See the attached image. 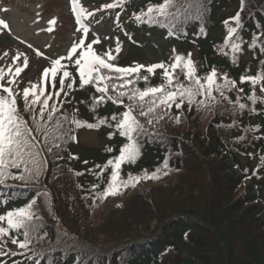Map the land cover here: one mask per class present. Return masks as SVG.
Wrapping results in <instances>:
<instances>
[{
	"label": "trees",
	"instance_id": "1",
	"mask_svg": "<svg viewBox=\"0 0 264 264\" xmlns=\"http://www.w3.org/2000/svg\"><path fill=\"white\" fill-rule=\"evenodd\" d=\"M152 1L136 0L139 4L134 7H145ZM174 6L170 11L176 13L175 18L169 17L164 26L159 25L166 30L168 43L164 49H175V54L186 58L191 54L198 76L204 77L214 68L221 77L218 84H224L222 77L226 75L236 82L235 86L224 88L223 96L213 92L215 99L197 96L196 100H204V105H185L179 111L173 106L163 119L137 114L147 131L139 138L138 159L122 165L121 175L142 177L144 182L139 187L143 188H121L117 197L123 202L102 216L104 221L110 212L123 213L115 225L116 236L105 232L104 226L95 228L99 225L96 214L107 205V199H98L96 193L104 188L111 174L105 168L98 176L101 170L97 166L119 155L126 142L118 133L109 138V133L116 132L111 116L121 113L131 101L124 97V105H117L105 98L97 104L100 94L91 86L81 89L76 81L60 105L56 104L60 111L48 120L38 115L33 119L23 111L18 97L22 115L29 127L36 129L32 150L38 153L41 166L38 174L31 164V171L24 165L9 168L10 175L3 177L0 216L29 205L33 213L32 219L26 221L27 229H9L7 235H0L3 249L8 247V239L28 231L25 238L40 235L46 239L42 245H31L30 251L37 248L36 255L26 256L36 264H264V80L256 85L240 82L241 76L264 74V0H244L243 6L242 0H175ZM228 10L233 11L228 14ZM125 11L129 15V6ZM237 12L240 27L233 40L241 44V51L233 53L231 41L225 44V21H229L228 27H236L230 18ZM185 48L188 50L184 52ZM181 81L189 83L183 76ZM161 82L150 77L148 82L138 81L135 87L143 89ZM111 96L115 98L117 92ZM252 96L255 101L250 99ZM240 104L245 107L240 109ZM73 117L87 123H97L101 118L108 121L95 129L102 148L77 151L78 132L88 128L70 123ZM57 120L62 127L55 130ZM37 123L44 131L37 128ZM45 132L53 137V143L49 144ZM47 147L52 151L48 152ZM108 147L113 152H108ZM157 170H161L157 173L159 179L144 178L146 173ZM245 179H250V184H244ZM94 184L100 186L96 192L92 191ZM198 192L203 194L199 205L167 215L171 208L183 207L182 202H174L179 199L176 195L189 201V194L197 197ZM160 210L161 215L154 213ZM34 219L35 224L30 225ZM0 224L8 227L5 221ZM200 228H204L209 241L198 236ZM82 229L103 234H89L91 240ZM161 229L169 240H159ZM124 232L137 235L124 236ZM97 237L113 240L99 244ZM184 248L191 250L182 255Z\"/></svg>",
	"mask_w": 264,
	"mask_h": 264
},
{
	"label": "snow or ice",
	"instance_id": "2",
	"mask_svg": "<svg viewBox=\"0 0 264 264\" xmlns=\"http://www.w3.org/2000/svg\"><path fill=\"white\" fill-rule=\"evenodd\" d=\"M244 0H242L243 6ZM175 0H162L161 3L152 4L149 3L145 10H142L139 14L134 16V20L138 23H150L163 25L164 20L169 17L175 18L176 13L170 11L174 6ZM72 11L76 16V22L82 24L84 19H90L95 16V12L87 11L83 7H77L79 0H71ZM125 4V0H111L110 3H106L100 10L116 9ZM235 21L236 27H228L229 21H225L227 27V37L225 44L228 45L231 41L230 47L233 53L241 51V44L233 40L234 34L237 33L240 27V14L239 12L235 17L230 18ZM55 23V20L50 21ZM0 26L7 28L8 25L0 20ZM89 33V27L83 26L82 37L78 43H73L70 50L64 57L57 58L51 62V67H46L43 70L41 82L39 84H31V87H26L22 90V93L17 92L12 85L15 80L5 79V74L0 71V184L4 183L3 177L10 175L7 170L9 168L19 169L21 165L25 166V170L31 171L28 165L31 164L34 169L38 170L41 166V162L37 160L38 153L33 152L34 145L32 140L36 139L33 136V132L36 129L29 127L28 121L22 115V110L18 104V97L22 100L23 111L32 115V118L38 115L40 119L52 120L54 114L60 111L55 105H49V101L53 97H60L61 93L67 95L65 89H72L76 85V79L73 73L68 69L69 63L73 64L76 69V73L79 77V87L82 89L88 85H95V91L101 95L96 98V103H102L107 98L113 104L124 105V97H127L131 103L127 104L125 109L117 114L111 116V120L115 122V133H109L111 139L117 133L120 137L126 138V142L119 149V155L113 159L107 160L104 166H97L100 168V176L105 168L110 169V177L106 181L104 188L96 193L98 199H105L108 196L117 195L120 193L121 188H127L129 186L135 187L140 182L142 177L127 178L121 175L122 165L126 163H134L140 155L139 138L146 133L144 125L137 118V114L140 117H147L152 115L153 118L163 119L173 108L181 109L185 105L191 108L194 104L204 105L205 101H197V96H207L211 99H215L213 92H219L221 96L224 95L223 89L229 86H235L236 82L230 80L226 75L222 77L224 84L220 85L217 80L218 77L216 70L213 68L210 73L204 77L197 75L194 62L191 60V54L188 57H184L181 54H175L173 62L166 64L165 62H159L152 65L136 64L134 67H121L112 61L116 60V55H113V51L109 50L104 53L103 56L98 54L93 45L99 43V39H93L91 42H86ZM254 47V45H253ZM120 45L117 41L115 53H119ZM175 53V49H173ZM62 61H68L69 63H62ZM22 67L15 69V74L19 76L24 68L28 65V60H23ZM106 70V71H105ZM157 70H161V84L157 86H147L143 89L135 87V84L143 80L149 81L151 76L157 74ZM147 73L141 75V72ZM183 76L189 83L185 84L181 81ZM134 77V78H133ZM264 80V74L255 76H241L240 82H251L252 85H256L259 81ZM57 81L59 88L57 89ZM67 81V83H66ZM118 82V83H117ZM129 91L123 89L129 88ZM51 89L52 91H50ZM117 92V96L109 95V91ZM255 101V96L250 97ZM38 107V110H37ZM240 109L245 107L244 104L239 105ZM157 109L160 110L157 113ZM47 116L45 117V113ZM66 121L69 119L67 116L64 118ZM177 123L180 122L179 115L175 116ZM149 124L152 120L147 121ZM70 123L75 124L76 127H87L88 129H97L101 125L108 123L107 120L101 118L97 123H87L80 121L73 117ZM62 127L60 120L56 121L55 130ZM109 127H113L109 124ZM37 128L44 131L43 128L37 123ZM45 138L49 144L53 143V137L45 132ZM59 147V145H56ZM48 152L52 151L51 147H47ZM108 152H113L111 147L107 148ZM78 159V157H74ZM87 163V161H85ZM164 168H167V160L164 162ZM157 172L151 174L146 173L144 178L159 179ZM76 175H83V173H76ZM167 175V172H164ZM23 179V177H17ZM100 186L94 184L92 191L96 192V189ZM31 205L27 209L21 208L14 212H8L7 216H0V222L6 220L8 227H0V235H7L9 229H27L28 224L26 221L32 219L33 213L31 212ZM24 236H28V231H24ZM11 243H19L21 249L28 247L27 240L20 242L16 239H12Z\"/></svg>",
	"mask_w": 264,
	"mask_h": 264
},
{
	"label": "rangeland",
	"instance_id": "3",
	"mask_svg": "<svg viewBox=\"0 0 264 264\" xmlns=\"http://www.w3.org/2000/svg\"><path fill=\"white\" fill-rule=\"evenodd\" d=\"M71 5V0H0V20H3L8 25L7 28L0 26V71L4 72L5 79L15 80V83L12 85V87L18 92L22 93V90L26 87H31V84H39L41 82L43 70L46 67H51V62L53 60L66 56L73 43H78L82 37L83 26L81 24L75 23L74 19H71ZM78 7H83L86 12H95L100 7V5L97 0H82V2L79 0ZM174 7L175 6H173V9ZM232 11L233 10H228L227 13L230 14ZM52 20H55L54 24L50 23ZM113 22L114 20L112 19L110 21H99L93 25L92 20L90 21L91 31L87 36L86 42H91L93 39L98 38L99 43L93 45V49L98 54L103 56L105 52L112 50L113 55H118L117 64L118 60L121 62V64H128L123 67H134L136 64L152 65L159 62L171 64L170 61L172 59L173 53L168 52V55L171 54L169 55L168 59L165 56L166 50L163 48L165 45V35L162 34L163 29H161L160 32L155 30L150 32L149 29H147L150 28L149 25H153L150 23L145 24L147 27L136 26V28H143L147 30L144 31L146 34H144L143 37L145 39V44L143 43L144 45L142 46L143 50H141V52L138 54H133L131 53V50L133 49L130 48L127 43V39L128 37H131V34L124 26L115 29V27L112 25ZM117 41L119 42L121 49L118 54L114 51L117 46ZM186 50H188V48L184 49V52ZM193 51L196 53V50ZM23 60H28V65L24 68V71L19 76H17L15 74V69L17 67H22L21 62ZM62 63L69 62L62 61ZM67 70L70 72L73 70L76 71L75 67L71 63H69ZM160 71L161 70H157L156 74L159 77H161ZM58 88L59 83L57 81V89ZM49 90L52 91L51 89ZM109 92H111V89ZM63 96L64 93H61L60 97H53V99L49 101V105L51 106L52 104L56 106L57 104V106H59ZM102 143L103 142L101 141L98 133H96L95 129L82 130L78 134L77 151L82 152L85 149H92V151L98 150L99 148L103 147ZM242 162L245 161L242 160ZM235 170L237 175L240 176L239 172L237 171L238 169L235 168ZM143 182L144 181L141 179L135 187L141 190L143 187L140 188L139 186ZM244 182V184L249 183V180ZM242 187H244V185ZM175 198L179 199H174V202L176 204H180L182 202L183 207L179 206L181 207L179 209L171 208L169 211H167V215L173 211H182L186 208L199 205L203 200V194L198 192L197 197H193V194H189V201L181 200L180 195H176ZM122 202L123 201H120L117 195L108 196L107 205L105 206L104 210H101L102 213H99V211V214H96V223L99 225L95 228L104 226L106 227L104 228L105 232H110L115 235V232L118 231L116 230L115 225L118 221H120L123 213L114 211L110 212L108 218H106L104 221H102V216L107 214L110 210H112V208L116 207L115 205ZM128 203L129 201L126 203L127 208ZM262 212L263 214H261L264 216V208ZM154 213L159 216L161 215V210ZM35 221L36 219L31 221L30 225H34ZM161 230L162 233L159 237V240H169V235H167L163 229ZM82 231H85L87 236L89 234H103V231L87 232L86 229H82ZM199 231L202 232L199 233L198 236H202V239L206 242L209 241V237L204 231V228H200ZM124 234V236L137 235L136 233L132 234L131 232H124ZM162 234H164L165 237H163ZM23 235L21 237L17 236L15 238L8 239V247L5 249H3L2 245L0 244V255L3 256L0 257V262L4 261L12 254L21 255V257H26L29 255V253L36 255L38 250L35 247V249L30 251L31 245H42V243H44L46 240L40 235H34L29 238H25ZM88 238L92 240L91 236H88ZM12 239H16L20 242L27 240L28 247L21 249L19 247V243H11ZM97 239L99 244H104L105 242H111L113 240H104L100 239L99 237H97ZM46 242L49 241L47 240ZM187 250L189 251L191 249L184 248L182 255L185 254ZM45 252L46 251L44 250L42 251V253ZM129 254H133L131 250L129 251ZM129 254L128 256H130ZM169 257L170 253L167 257L165 256L164 259L168 260ZM9 262L10 259L5 261L3 264H8ZM25 263L26 262L24 260L21 261V264Z\"/></svg>",
	"mask_w": 264,
	"mask_h": 264
}]
</instances>
